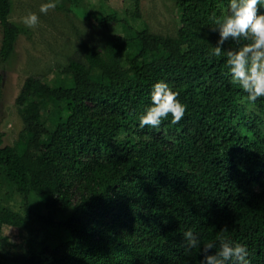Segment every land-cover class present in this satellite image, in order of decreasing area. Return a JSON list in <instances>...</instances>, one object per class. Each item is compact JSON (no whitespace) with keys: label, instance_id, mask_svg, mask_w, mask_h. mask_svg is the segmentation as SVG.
<instances>
[{"label":"trees","instance_id":"obj_1","mask_svg":"<svg viewBox=\"0 0 264 264\" xmlns=\"http://www.w3.org/2000/svg\"><path fill=\"white\" fill-rule=\"evenodd\" d=\"M12 3L0 0L4 61L24 31L10 18ZM176 3L184 32L156 36L162 60L144 46L147 29L112 33L111 22L129 20L105 10L93 24L101 35L89 41L79 34V52L68 56L71 101L64 103V84L25 80L16 105L27 127L13 144L0 131V192L21 195L29 211L38 197L62 217L37 216L52 233L49 247L13 250L2 231L18 228L24 216L1 205L5 263L30 264L37 252L39 264H201L199 247L185 251L183 232L192 229L201 244L214 241L218 249L228 238L247 247L250 264H264V97L246 102L226 57L210 53L229 0ZM236 46L224 43L225 50ZM159 79L178 93L185 115L140 128ZM36 122L42 133L29 128ZM163 129L180 133L168 148L156 136Z\"/></svg>","mask_w":264,"mask_h":264},{"label":"rangeland","instance_id":"obj_2","mask_svg":"<svg viewBox=\"0 0 264 264\" xmlns=\"http://www.w3.org/2000/svg\"><path fill=\"white\" fill-rule=\"evenodd\" d=\"M177 0H77L72 4L71 0H56V7L50 8L47 13L40 12V6L46 0H12V21L23 26L24 31L19 35L15 51L12 56L4 61L0 57V131L5 133V144H13L18 138L19 132L26 128L23 116L18 113L16 98L25 80L30 75H39L50 84L59 82L64 84L65 102L71 101L76 93L72 89L70 78L74 66L69 63L68 56L79 52V34L84 39L92 41L101 33L94 28L98 15L105 10L114 12L129 22L122 24L110 23L112 33L126 36L129 30L147 29L149 37L144 46L148 45L154 52L153 58L162 60V52L157 45V35H175L184 32L180 23L181 11L177 6ZM225 11L230 12V6ZM29 13H36L38 23L34 27H28L23 23V18ZM134 28V29H132ZM2 28L0 25V47ZM82 57V55H81ZM66 81L65 83H63ZM46 109H44L45 111ZM47 120L45 114L44 120ZM29 128L42 133L44 126L39 122L29 125ZM189 127L187 132L193 133ZM180 133L173 130H158L156 136L165 138L164 147L168 148ZM136 136V140L142 139ZM123 139V138H120ZM44 141H48V138ZM138 143V142H137ZM38 197L29 201L33 207L29 211L25 199L18 194L2 190L0 192V206H9L20 211L24 219L21 225L16 227L4 226L2 237L7 248L23 251L32 245L35 251L49 247L51 242L50 229L46 225H40L37 216L49 215L62 217L57 212L48 209ZM40 202V203H39ZM40 255L36 252L30 254L29 263L39 264ZM1 264L5 263L0 257Z\"/></svg>","mask_w":264,"mask_h":264},{"label":"clouds","instance_id":"obj_3","mask_svg":"<svg viewBox=\"0 0 264 264\" xmlns=\"http://www.w3.org/2000/svg\"><path fill=\"white\" fill-rule=\"evenodd\" d=\"M230 14L217 21L219 36L210 49L215 57H226L227 73L232 83L237 84L247 94L249 104L264 97V0H229ZM56 7V0H46L40 12L47 13ZM23 23L34 27L38 23L36 13H29ZM242 38L247 43H242ZM231 39L236 47L225 50L224 43ZM178 93L165 79L155 81L150 90L151 103L139 117L140 128L146 125L159 127L162 120L171 113V122L177 123L185 115L187 106L178 98ZM185 251L197 247L203 254L201 264H250L248 250L244 244L228 238L220 240L216 249L214 241L201 244L200 236L192 229L183 232ZM202 246V247H201ZM216 249L215 251H209Z\"/></svg>","mask_w":264,"mask_h":264}]
</instances>
